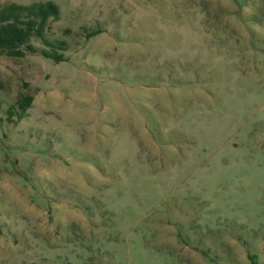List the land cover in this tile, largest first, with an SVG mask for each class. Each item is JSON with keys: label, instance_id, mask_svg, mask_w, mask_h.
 I'll use <instances>...</instances> for the list:
<instances>
[{"label": "rangeland", "instance_id": "rangeland-1", "mask_svg": "<svg viewBox=\"0 0 264 264\" xmlns=\"http://www.w3.org/2000/svg\"><path fill=\"white\" fill-rule=\"evenodd\" d=\"M51 1L64 49L0 55V264H264V0Z\"/></svg>", "mask_w": 264, "mask_h": 264}, {"label": "trees", "instance_id": "trees-1", "mask_svg": "<svg viewBox=\"0 0 264 264\" xmlns=\"http://www.w3.org/2000/svg\"><path fill=\"white\" fill-rule=\"evenodd\" d=\"M58 17L59 8L51 0L29 4L9 2L2 5L0 7V55L21 57L26 51H36L29 42L32 36L41 39L46 46L63 50L64 41H51L45 36L49 23L57 20ZM41 53L56 61L64 58V55L58 53L55 48L42 49ZM31 100L30 95H25L20 98L18 104L21 108L27 109Z\"/></svg>", "mask_w": 264, "mask_h": 264}]
</instances>
